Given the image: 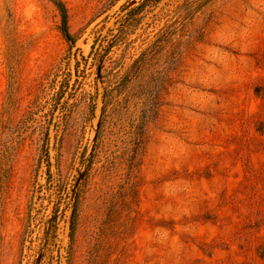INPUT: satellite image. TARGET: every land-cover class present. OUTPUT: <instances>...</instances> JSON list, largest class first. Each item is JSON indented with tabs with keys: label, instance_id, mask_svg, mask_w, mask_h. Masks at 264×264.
I'll list each match as a JSON object with an SVG mask.
<instances>
[{
	"label": "rangeland",
	"instance_id": "obj_1",
	"mask_svg": "<svg viewBox=\"0 0 264 264\" xmlns=\"http://www.w3.org/2000/svg\"><path fill=\"white\" fill-rule=\"evenodd\" d=\"M64 1L0 0V264H264V0Z\"/></svg>",
	"mask_w": 264,
	"mask_h": 264
},
{
	"label": "trees",
	"instance_id": "obj_2",
	"mask_svg": "<svg viewBox=\"0 0 264 264\" xmlns=\"http://www.w3.org/2000/svg\"><path fill=\"white\" fill-rule=\"evenodd\" d=\"M56 6L58 7V9L61 12V16H62V24H61V29L62 32L64 34V36L66 37V39L70 42V43H75L76 41V36L71 32L70 28H69V12H68V7L65 3L64 0H52ZM77 207L74 210L73 213V224H72V232H71V237H74V233H75V229H76V224H77Z\"/></svg>",
	"mask_w": 264,
	"mask_h": 264
}]
</instances>
